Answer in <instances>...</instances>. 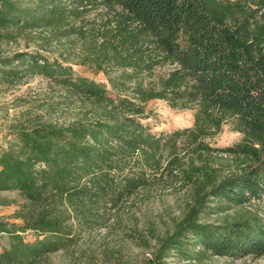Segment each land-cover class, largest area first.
Instances as JSON below:
<instances>
[{
	"label": "trees",
	"instance_id": "obj_1",
	"mask_svg": "<svg viewBox=\"0 0 264 264\" xmlns=\"http://www.w3.org/2000/svg\"><path fill=\"white\" fill-rule=\"evenodd\" d=\"M20 38L0 47V83L41 76L46 116L69 114L19 120L0 146V192L21 199L20 223L0 218V264H39L167 188L185 192L179 216L148 230L146 264L264 257V0H0V44ZM152 99L193 108L192 125L152 132ZM225 122L241 139L209 146Z\"/></svg>",
	"mask_w": 264,
	"mask_h": 264
},
{
	"label": "rangeland",
	"instance_id": "obj_2",
	"mask_svg": "<svg viewBox=\"0 0 264 264\" xmlns=\"http://www.w3.org/2000/svg\"><path fill=\"white\" fill-rule=\"evenodd\" d=\"M24 45V39L20 38L10 44L2 42L0 47L4 51H12L22 49ZM35 47L33 41L29 42L28 49ZM44 53L49 57H57L58 50L54 48ZM73 68L80 74L105 83L109 94L115 97L103 72L88 65L73 64ZM163 70H166V67ZM55 99L56 89L41 76L27 78L13 86L0 83V146L5 145L10 137L11 125L26 117L42 115L46 119L63 120L68 112L60 115L45 114ZM145 109L146 115L141 118V122L148 125L154 133L190 127L195 112L193 108H173L162 99L148 101ZM241 137L239 132L232 129L231 123L225 122L222 129L207 138L206 142L213 148H225L234 145ZM184 193L183 189L171 191L167 188L155 197L126 207L124 209L126 214L121 221L112 223L110 220L111 223L106 227L83 232L75 246L51 253L39 264H146L155 243L148 230H152L156 235H162L167 228H171L170 218L179 216L178 205L182 202ZM4 198L15 199L16 203L0 204V218L20 223V220L13 218L12 215L21 199L15 192H0V201ZM142 239L147 241L146 246L142 244ZM1 245L2 241L0 249ZM170 263L179 264L172 260ZM211 264H264V257L216 258Z\"/></svg>",
	"mask_w": 264,
	"mask_h": 264
}]
</instances>
